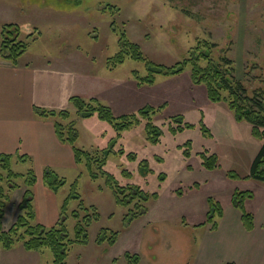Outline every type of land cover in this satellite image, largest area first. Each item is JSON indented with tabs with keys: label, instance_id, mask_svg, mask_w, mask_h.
I'll return each instance as SVG.
<instances>
[{
	"label": "rangeland",
	"instance_id": "rangeland-1",
	"mask_svg": "<svg viewBox=\"0 0 264 264\" xmlns=\"http://www.w3.org/2000/svg\"><path fill=\"white\" fill-rule=\"evenodd\" d=\"M6 23L22 26L20 38L28 42L20 63H63L78 75L100 74L93 86L87 84L90 77L86 78L87 95H102L118 84H125L128 90L135 86L137 93L136 104L123 113L135 114L138 121L114 144L116 151L123 148L124 153H111L103 169L113 174L119 185L157 192L158 199L145 202L146 212L126 225L124 217L131 206L116 203L106 176L92 178L82 163L76 171L56 170L66 180L56 191L60 198L64 192L68 195L71 183L78 179L79 199H72L68 212H62L69 238L76 239L78 223L71 210L78 209L80 219L86 214L92 218L86 242L74 241L69 246L66 264H110L114 260L122 264L126 252L138 253L140 264H194L198 253L200 257L205 254L200 251L201 243L207 242L216 255H229L225 243L216 242L219 237H204L209 200L225 208L233 205L235 192L250 191L243 199L246 211L264 203V182L249 176L262 140L252 135L249 122L235 119L226 102L208 99L205 84L192 82L191 66L177 75H157L153 84L139 83L135 72L147 75L148 61L172 66L184 60L198 40H209L217 44L214 58L220 53L232 58L236 75L249 92L264 90V0H0V29ZM29 33L32 36L27 37ZM121 33L139 45L144 60L127 57L111 70L106 59L119 51ZM146 106L153 108L149 118L140 114ZM66 109L76 121L77 146L92 156L116 138L112 126L96 115L81 118L71 104ZM147 122L161 130L157 143L148 139ZM178 126L183 128L171 130ZM188 141L190 145H186ZM186 147L189 156L184 154ZM128 152L136 158L130 159ZM199 152L215 153L218 165L205 168ZM99 165L97 159L92 163L95 170ZM29 166L12 161L16 172L25 173ZM94 211L97 219L92 217ZM183 220L198 226L184 228ZM227 222L221 219V231L228 227ZM103 228L107 235L117 232L113 245L97 241ZM221 239L227 240V236ZM254 241L249 239V245ZM39 258L40 264H53L48 247L40 251ZM27 261L18 250L1 259L2 264Z\"/></svg>",
	"mask_w": 264,
	"mask_h": 264
},
{
	"label": "trees",
	"instance_id": "trees-1",
	"mask_svg": "<svg viewBox=\"0 0 264 264\" xmlns=\"http://www.w3.org/2000/svg\"><path fill=\"white\" fill-rule=\"evenodd\" d=\"M22 26L16 23H6L0 29V59L18 64V60L27 48L28 42L20 38ZM32 33L27 34V37ZM119 51L106 59V66L109 69H115L124 63L127 57L136 60H144L143 54L138 44L129 41L124 33H121L118 39ZM217 44L209 40H198L184 60L178 61L172 66L147 62L148 73L140 76L135 72V78L139 83L153 84L157 75H177L184 71L187 66H191V80L195 84H205L207 97L210 101H224L234 112L235 119L238 121H247L251 125L252 135L262 140L261 147L255 155L251 166L249 176L264 182V90L255 89L249 92V89L236 75L234 62L226 53H220L216 58L213 57V50ZM69 103L75 108L76 115L81 118H89L96 115L100 120L108 122L116 132V138H112L110 145L101 150V153L92 156V153L84 148L77 146L78 131L75 127L76 121L71 118L68 109L50 110L34 107V113L39 117H54V129L57 138L71 146L74 153V160L77 165L84 164L92 178L98 177L100 174L106 176V184L113 191L115 201L119 205L131 206L124 217V223L129 225L133 220L139 218L146 212L145 202L158 198V193H148L140 187L131 185H119L115 176L103 169L107 157L111 153H124V149L115 150V141L121 136V133L130 128L137 120L133 113L114 114L111 107L98 100L97 98H83L80 95H72ZM153 112L151 106L140 109V114L150 117L149 113ZM191 127L190 123L186 124ZM183 127H171V130H181ZM148 139L157 143L161 135V130L151 122L146 125ZM190 145V142H186ZM184 154L189 156V149L186 147ZM198 155L202 160V165L207 169H214L217 163L215 153L199 152ZM130 159H135L136 155L128 152ZM99 162V170H95L92 163L95 160ZM27 162L30 166L25 173L16 172L12 169V161ZM31 158L26 154L20 153H0V244L4 249H11L19 241L26 250H42L48 247L53 253V264H66L67 250L74 242L84 243L87 240V227L92 222L89 214L79 218V210H71V215L78 218L76 224V239L69 238L68 231L65 227L62 212H68V205L72 199H79L77 192L78 179H75L70 185V191L61 205V213L58 222L50 227H46L36 221V213L34 209V192L33 187L36 182V173L31 165ZM126 176H130V172L123 170ZM161 177V176H160ZM43 182L53 192L62 187L66 180L60 178L56 171L51 167L43 170ZM20 186H25V192L18 204V215L15 222L8 228H3V217L5 209L10 201L12 192ZM250 191H240L233 194V206L241 212L242 224L245 229L251 230L254 227V217L251 212L244 208L243 199L250 196ZM210 209L207 215V223L211 229H216L218 218L222 216L223 209L218 203L211 199ZM81 208V207H80ZM82 209V208H81ZM83 209H86L84 207ZM217 216V217H216ZM97 219L98 213L94 211L92 216ZM118 234L111 231L106 234V229L101 230L97 241L107 240L113 245L117 240ZM125 263L122 264H140L141 258L138 253L126 252L124 254ZM110 264H118L114 260Z\"/></svg>",
	"mask_w": 264,
	"mask_h": 264
},
{
	"label": "crops",
	"instance_id": "crops-1",
	"mask_svg": "<svg viewBox=\"0 0 264 264\" xmlns=\"http://www.w3.org/2000/svg\"><path fill=\"white\" fill-rule=\"evenodd\" d=\"M96 74L93 72V75H78L63 63L30 65L18 62L14 65L0 60V153L18 152L30 156L36 173L33 187L36 221L46 227L58 222L60 206L67 195L64 192L60 198L59 193L48 188L43 182L44 168L51 167L55 171L59 168H69L76 171L78 165L75 163L71 146L57 138L54 117H39L34 113V107L65 109L70 105L69 98L72 95L97 98L108 104L116 115L136 104L135 86L128 90L125 84H118L116 89L102 95H87L90 90L87 84L93 86L98 83L100 74ZM87 77L90 79L86 84ZM25 189V186H20L12 192L2 221L4 229H8L15 222L18 204ZM222 209L223 213L216 229L204 224V237H219L216 242L225 243L229 255H216L211 243H201L200 251L203 250L205 254L200 257L198 253L194 264H264V203L251 211L254 217V227L251 230L244 228L241 212L233 205ZM221 219H228V227L222 231ZM181 224L184 228L190 224L198 226V223H188L185 220ZM222 236H227V240L221 239ZM249 239L255 240V244L249 245ZM15 250L28 259L25 264H40L41 250H26L19 242L9 250L0 246V264L2 257ZM237 251L241 254H237Z\"/></svg>",
	"mask_w": 264,
	"mask_h": 264
}]
</instances>
